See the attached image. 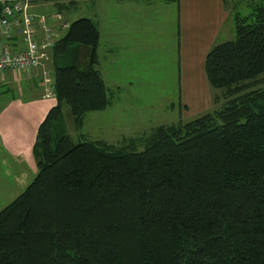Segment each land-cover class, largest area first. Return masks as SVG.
I'll return each instance as SVG.
<instances>
[{
    "label": "trees",
    "instance_id": "16d2710c",
    "mask_svg": "<svg viewBox=\"0 0 264 264\" xmlns=\"http://www.w3.org/2000/svg\"><path fill=\"white\" fill-rule=\"evenodd\" d=\"M231 20L203 60L220 107L157 126L140 149L66 130L64 106L76 132L111 94L95 23L68 22L50 49L36 173L0 208V264H264V2Z\"/></svg>",
    "mask_w": 264,
    "mask_h": 264
},
{
    "label": "rangeland",
    "instance_id": "374dc122",
    "mask_svg": "<svg viewBox=\"0 0 264 264\" xmlns=\"http://www.w3.org/2000/svg\"><path fill=\"white\" fill-rule=\"evenodd\" d=\"M69 1L38 0L33 3L31 10L36 15L44 16L53 41L64 33L61 25L77 17H89L95 23L99 31L97 67L105 86L111 91L109 104L102 110L86 112L76 132L66 107H63L62 121L72 137L80 133L87 139L102 141L113 147L132 140L135 147L140 149V139L152 134L157 126L184 122L220 107L223 100L221 91L211 87V103L207 108L190 112L183 103L186 99L183 87L181 89L184 79L178 68L177 45L172 27L171 4L174 1ZM57 2L67 7L57 10ZM260 2L264 0H226L224 5L230 16L227 21L232 22L233 12L247 14L251 5ZM51 15H54V19L50 18ZM137 20H142L138 22L139 27L136 26ZM229 37L233 38V32H230ZM126 41L128 47H135L144 41L143 50L130 56L124 44ZM84 51L81 49L79 55H83ZM50 65L49 60L45 68L52 79ZM203 79L205 81L204 75ZM37 94H41L43 99L52 100L51 106L54 105V97H43L40 69L28 73L0 71V108L11 99L25 100ZM35 173L31 148L29 152L13 157L0 147V208L13 199Z\"/></svg>",
    "mask_w": 264,
    "mask_h": 264
},
{
    "label": "crops",
    "instance_id": "0c3cea01",
    "mask_svg": "<svg viewBox=\"0 0 264 264\" xmlns=\"http://www.w3.org/2000/svg\"><path fill=\"white\" fill-rule=\"evenodd\" d=\"M171 6L175 39L178 29V68L183 74L181 89L183 87V96L186 98L183 103L190 112H195L207 108L211 103V91L206 79H203L205 53L213 44L230 39L232 22L227 21L230 16L222 0H177ZM150 7L152 5L147 10ZM139 21L142 20L136 21L137 27ZM8 43L17 44L13 38H9ZM124 44L130 56L139 53L144 47V41L135 47H128L127 41ZM52 102L37 94L25 100L11 99L4 103L0 108L3 109L0 112V147L8 155L16 157L19 153L30 151L35 127Z\"/></svg>",
    "mask_w": 264,
    "mask_h": 264
},
{
    "label": "built area",
    "instance_id": "2783aa9c",
    "mask_svg": "<svg viewBox=\"0 0 264 264\" xmlns=\"http://www.w3.org/2000/svg\"><path fill=\"white\" fill-rule=\"evenodd\" d=\"M38 0H0V71L20 73L40 69L44 85L43 97H54L52 79L45 68L53 44L49 26L43 15L31 10ZM50 18L54 19V15ZM66 27L67 24L61 25ZM13 38L17 44H9Z\"/></svg>",
    "mask_w": 264,
    "mask_h": 264
}]
</instances>
